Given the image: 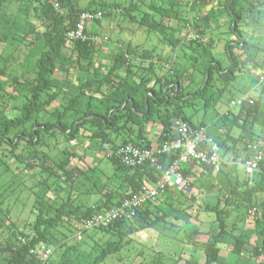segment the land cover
I'll use <instances>...</instances> for the list:
<instances>
[{
  "label": "rangeland",
  "instance_id": "obj_1",
  "mask_svg": "<svg viewBox=\"0 0 264 264\" xmlns=\"http://www.w3.org/2000/svg\"><path fill=\"white\" fill-rule=\"evenodd\" d=\"M42 1L45 0H15L0 5V19L5 20L0 25V36L5 28L13 26L8 41L0 42V69L5 67L7 75L0 76V80L5 83L4 91L0 92V123L5 118L19 115L17 108L22 107L29 100L30 89L35 85V62L44 47L43 34L49 27V20L41 17L36 11L39 2ZM46 1L53 4L56 2V0ZM71 1L81 8H86L88 5L92 8H104L106 13L101 23L89 24V27L95 28L101 41L96 45L90 58L88 72L79 69L76 63L75 45L66 41L56 60V72L53 76L55 85L50 91L57 94L56 99L46 107L48 110L46 115L41 114L37 117L39 120L43 117L53 118L52 113L55 110L63 111L69 104L70 97L79 93L77 88L84 79L105 77L115 64L114 55L120 52L132 51L131 62L139 73L137 79L143 74L150 75L151 83L157 79L162 81L183 79L184 92H190L192 93L190 97H195L194 93L201 88L204 80L202 74L204 58L198 56L196 63L190 58L193 53L191 40L196 39L199 30L204 32L200 36V42L209 47L214 57L221 61L222 69L233 65L225 49L228 41L232 40L236 43L246 40L251 43L246 52L240 47L233 48L236 56L245 52L244 59L250 58L249 61L238 63V69L233 70L237 76L233 81L224 80L223 76L219 75L220 69L215 67L208 91L195 98H189L184 104L178 105L172 102L168 107L163 106L156 112L157 115L168 114L172 119L177 115H183L194 125L206 126L210 136L221 145L224 143L221 147L224 160L222 171L207 174L199 172L197 176L199 179L195 178L194 181L190 179V182L194 183L193 187L190 185L189 188L183 189L186 191L185 194L179 189H174L161 196L152 211L165 212L167 214L165 222L160 226L135 233L130 237V244L120 248L117 253L109 255L102 264H149L150 262L185 264L186 261L201 264L205 257L204 246L221 230L216 212L208 210L207 206L208 204L214 206L217 198L220 199L222 207L227 209L228 214L226 233L220 240H224L232 247L235 238L244 234L247 241L245 245L247 252L243 258L229 251L231 254L229 260H220L222 263L217 264H258L251 253L256 246L262 244L263 236L260 235V231L264 228V222L257 223L256 216L248 213L256 199L251 196L252 202L247 203L248 195L242 193L237 199L235 193H232V186L235 183L239 182L241 189L245 182L246 175L239 160L249 154L244 141V136L247 135L242 133L241 127L233 125V118L238 109H231L230 103L249 95L256 101L263 102L261 111L264 108V81H260L264 76V20L256 22L253 18L258 14L247 13L239 23V32L235 33L229 30L231 16L222 6L221 0ZM244 1L248 2V0ZM133 7H136V10ZM160 8L165 15H162ZM260 10L264 11V6ZM63 11L66 10L62 9ZM145 14L150 17L151 23L157 25L155 29L141 23ZM170 57H175L172 68L166 65ZM150 63L154 65V70L148 72ZM115 75L122 77L124 72H115ZM205 76L207 78V74ZM14 79H17V82L13 81ZM15 93L18 94V98L12 99ZM86 93V98L81 101V108L85 109L91 102V107L100 111L98 104L101 95L94 91ZM171 94L176 93L172 91ZM47 98V95L43 96V99ZM227 112L229 117L225 116ZM75 117L73 111H70L65 121L71 123ZM245 117L243 114L239 124H242L246 131H253L256 135L253 137L263 138V118L258 117L257 121H254V115ZM162 128V124L158 121L148 124V129L152 133H157ZM220 130L224 131V134H220ZM225 137H229L226 142ZM128 138L123 134L115 143L121 145ZM77 139L69 144L62 133L55 136L46 134V152L50 151L53 161L60 162L65 150L76 151L77 155L85 156L84 160L79 157L71 158V167H77L75 171L77 176L73 182L64 181L57 176L49 179V189L43 199L42 208L50 214H54V207L66 202L69 196L75 199V207L85 208L100 201L103 188L107 187L118 192L123 186L121 179L125 170L105 157L111 145H100L99 142L92 141L88 134L83 135L82 129ZM229 146L234 147L232 151H228ZM7 149L3 146L2 150L7 154L0 165V224L3 225L0 228V244L14 241L17 234L31 232L29 222L33 219L32 211L36 207L41 209L34 194L39 181H43L39 168L36 166L35 169H28L23 164H17L16 158L10 156ZM37 162L38 160H35L34 163ZM220 181V185L217 186L216 183ZM227 196H232L228 203L225 202ZM241 199H245L246 202H240ZM190 204L192 206H189ZM152 217L154 219L155 215ZM166 222L169 226L174 224L175 227L165 228L163 225ZM182 225L184 228L180 227ZM81 229L82 223H71L66 218L58 229H53L52 233L58 240L50 244V248L54 251L52 264H94L95 258L106 248L107 242L114 241L109 234L92 229L85 232L83 240L78 242L76 236ZM194 229L200 233L188 237L189 231ZM183 230H188V233ZM189 238L191 244H195L197 248L187 258L188 250L192 249L188 243ZM159 241L162 244H159ZM179 254L181 256L178 261ZM6 257L3 246H0V264L5 263ZM221 257L223 258V255Z\"/></svg>",
  "mask_w": 264,
  "mask_h": 264
},
{
  "label": "trees",
  "instance_id": "obj_2",
  "mask_svg": "<svg viewBox=\"0 0 264 264\" xmlns=\"http://www.w3.org/2000/svg\"><path fill=\"white\" fill-rule=\"evenodd\" d=\"M9 1L12 2L15 0H0V5ZM221 4L231 16L229 25V30L231 32H239V23L244 19L247 13L258 14L257 17L253 18L256 22L264 20V11L260 10V8L264 6V0H248V2L244 0H221ZM56 5H58L57 8ZM62 9L66 11L62 12ZM133 9L136 10V7H133ZM160 10L162 15H165V12L162 11L161 8ZM36 11L40 13L41 17H46L49 20V27L43 34L42 40L44 47L41 49V54L35 62V85L30 89L31 96L29 100L22 107L17 108L20 112L19 115L13 118H5L0 123V165L2 164L4 156L7 154L2 150L3 146H5L8 148L7 152H9L10 156L16 158L17 164H23L28 169H35L36 166L39 168V174L42 176L43 181H39L36 186L37 190L34 194L36 195L38 205L41 206V209L36 207L34 208L35 210L32 211L33 219L29 222L31 232L17 234L15 235L14 241H7L4 244H0V246H3V253L7 255L4 264H39L38 258L30 254L31 250H36L41 244H46L50 247L53 241L58 240L57 237L53 235L52 231L53 229H58L65 218L71 223H83L85 219L89 218L94 213V208L97 210L116 208L125 198L139 192L146 182H154L159 175L155 170L146 167L136 169L127 168L119 159L113 157L108 158L107 155H105L114 165L125 170L123 178H126L130 191L117 195L116 192L105 187L100 193V201L85 208L83 206L75 207V199L69 196L66 202L54 207V214H50L42 208L43 199L49 189V179L57 176L64 181L73 182L77 176L75 174L77 167H71L72 159L74 157H79L81 160H84L85 156L77 155L76 151L70 152V150H65L63 152V159H61L60 162L53 161V157L49 153L50 151L46 152V134L55 136L62 133L65 135L68 143L71 144L72 141L78 140V135L82 129L83 135L88 134L92 141H97L100 145H111L108 147L109 150H114L127 144L140 147L145 145L147 148L157 149L166 140L165 135L173 132L174 120L176 118L183 119L192 124L191 121L183 115H177L173 119L170 118L168 114L157 115L156 112L160 111L161 107H168L172 102H176L178 105L184 104L189 98H195L198 95L204 94L211 86V80L213 78L212 71L215 67L220 69V71H218L219 75L223 76L224 80L233 81L237 77L233 70L238 69V63L250 60V58L244 59V55L251 43L246 40H243V42L237 41L235 43L231 40L228 41L225 49L233 65L226 69H222L221 61L214 57L209 47L200 42V36L203 35L204 32L199 30L197 35L198 38L191 40L193 53L190 55V58L194 63L198 61V56L204 58L205 63L202 72L204 80L201 88L194 93L195 97H190L192 93L184 92L183 79H174L173 81H162L157 79L154 83H151L149 74H143L137 79L139 73L134 63L131 62L132 51L127 50L114 55L115 64L110 68L105 77L84 79L77 88L79 93L70 97L69 104L63 111L55 110L52 113L53 118L46 119L43 117L39 120L37 117L41 114L46 115V113H48L46 107L55 101L57 96V94L50 93V91L55 85L53 76L56 72V60L60 50L67 41L66 34L76 28L81 13L95 11L106 13V11H104V8H92L91 5H88L86 8H81L71 0H56L54 4L45 0L39 2ZM4 21V19H0V25H2L1 23ZM100 23L101 21H96L93 22V25ZM141 23L152 29L157 27L155 23H151V19L147 14L142 17ZM12 27L13 26L5 28L3 31L4 33L0 36V42L8 41L11 36ZM94 29L93 27H89L86 33L88 37L97 35ZM241 44L242 46H240ZM74 45L75 51L77 52L76 63L79 65V69L88 72L90 58L97 44L88 39L86 41H77ZM235 46L240 47L245 52H241V54L236 56L233 53V48ZM174 63L175 57H170L166 65L172 68ZM151 70H154V65L152 63L149 65L148 72H151ZM119 71L124 72V76H116L115 72ZM206 74L207 78L205 76ZM0 76H7L5 67L0 69ZM13 81L17 82V79ZM170 86H172V88H170ZM4 89L5 83L0 80V92L4 91ZM90 91H94L101 95L100 103L98 104L100 111L93 109V107H91V102L88 103L85 109L81 108V101L86 98V92ZM172 91L176 94H171ZM45 95H47V99H43ZM17 98L18 94H13L12 99ZM252 99L255 101V104L253 106H245L238 109L237 114L234 115L233 118V125L241 127L242 133L247 135L246 137L244 136L245 146L248 142L264 140V131L262 132L263 138H260V136L255 138L253 137L255 135L253 131H246L243 125L239 124L243 114L246 117L254 115V121H257L258 117L263 118L264 121V108L261 111L263 102L256 101L254 97H252ZM70 111H73L76 117L71 123H67L65 118ZM155 115H157V118H155ZM225 116L229 117V112H227ZM153 121H158L163 126L161 133L158 135V140L155 143L150 140V136L153 133L148 129V124ZM248 132L253 135H250ZM123 134L129 137L128 140L121 145H116V139ZM226 140L224 141L226 142ZM218 144L221 149L224 143L221 145V143L218 142ZM176 158H178V154L171 153L170 156L161 157L160 160L163 164L167 165ZM35 160H38L36 164L34 163ZM199 170L204 174L213 172L207 166L192 164L186 166L183 173L184 176L189 179L193 175L196 176ZM260 171L261 173L257 174L260 176L259 185L262 187V190H264V161L260 165ZM249 183L250 180L247 177L244 184L247 186ZM193 185L194 183L192 182L191 186L193 187ZM254 189L246 191L245 195L249 197L247 203L250 201L252 202L250 197L256 192ZM181 192L183 194L186 193L183 189H181ZM232 193H235L237 199L242 195L236 188H233ZM231 197L232 196H227L225 202H230ZM244 200L241 199L239 201H242V203L246 202V200ZM254 202V205H251L253 207L251 210L254 208L257 209L255 219L257 223H260V221L264 222V202L262 204L257 203L256 200ZM189 206H192V204ZM207 206L209 207L208 210L211 209L212 212H216L221 230L215 238L208 241L204 246L205 257L201 264H216L219 260L221 250L220 238L226 233L227 229L228 214L227 209L222 207L219 198H217V202L214 206L209 204ZM152 208L153 206L147 205L132 221H117L109 227L97 228L109 234L114 241L107 242L106 248L95 258L94 264L104 263L109 255L117 253L120 248L130 244V237L140 230L152 228L157 225L160 226L161 223L165 222L167 214L165 212H153ZM152 215H155L154 219ZM2 226L3 225L0 224V228ZM163 226L165 228L175 227L174 224L169 226L167 222ZM180 227L184 228L183 225ZM184 232L188 233V230ZM199 233L197 229L191 230L189 231L188 237L191 238L192 235ZM260 235L263 236L262 244L256 246V248L252 250V257L258 264H264V228L260 231ZM190 238L189 241L187 240L188 242H191ZM22 239L25 240V243L22 242ZM246 242V236L244 234L237 236L234 240L232 253L241 256L245 249ZM50 264H52L51 261ZM149 264L152 263L150 262ZM185 264L196 263L186 261Z\"/></svg>",
  "mask_w": 264,
  "mask_h": 264
},
{
  "label": "built area",
  "instance_id": "obj_3",
  "mask_svg": "<svg viewBox=\"0 0 264 264\" xmlns=\"http://www.w3.org/2000/svg\"><path fill=\"white\" fill-rule=\"evenodd\" d=\"M104 16L105 12L102 11L81 13L76 28L66 34L67 41L75 43L90 39L98 44L101 41L99 36L88 37L86 33L89 24L101 21ZM260 80L264 81V76ZM254 104L252 97L246 95L231 101L230 107L240 109ZM165 137L166 140L157 149L147 148L145 145L140 147L127 144L107 152L108 158L119 159L127 168L146 167L155 170L159 175L154 182H146L139 192L125 198L118 207L101 210L94 208V213L82 223V229L76 236L78 242L83 240V234L89 230L109 227L117 221H132L144 207L154 206L158 199L169 190L189 188L191 182L183 173L188 165H204L214 173L222 171L224 160L220 146L209 135L205 126L192 125L183 119L176 118L173 132ZM246 150L249 156L240 160L239 163L251 182L255 175L261 173L260 165L264 161V140L248 142ZM171 153H177L178 158L167 165L163 164L160 158L170 156ZM256 212L257 209L254 208L249 214L255 215ZM22 242L25 243V240L22 239ZM30 254L38 258L39 264H50L54 251L46 244H41L36 250H31Z\"/></svg>",
  "mask_w": 264,
  "mask_h": 264
},
{
  "label": "crops",
  "instance_id": "obj_4",
  "mask_svg": "<svg viewBox=\"0 0 264 264\" xmlns=\"http://www.w3.org/2000/svg\"><path fill=\"white\" fill-rule=\"evenodd\" d=\"M254 91H255V89H254ZM161 131L162 130H160L159 132H157V133H153L151 136H150V140L151 141H153L154 143L155 142H157V140H158V135H159V133H161ZM219 133L220 134H224V131H222V130H220L219 131ZM250 134V133H249ZM251 135H253L252 133H251ZM217 143H218V141L213 137V136H211ZM226 139H229V138H226L225 137V140ZM233 148L234 147H231V146H229V148H228V151H232L233 150ZM246 157H248V156H245L244 158H242V159H240V160H243V159H245ZM239 160V161H240ZM201 170H199L198 171V173L200 172ZM244 173H245V171H244ZM245 175H246V173H245ZM198 176V174L196 175V176H192V177H190L189 178V180L191 179L192 181H194L195 180V178H197V179H199V177H197ZM122 181V183H123V186H121V189L120 190H118V192L116 193L117 195H121V194H124V193H127V192H129L130 191V189H129V187H128V184H127V181H126V178H122L121 179ZM245 181L247 180V175H246V178L244 179ZM259 182H260V176L259 175H255V177L253 178V180L247 185V187H246V185L245 184H243L242 185V188L240 189L239 188V182L238 183H235L233 186H232V189L233 188H236L237 189V191L238 192H240V193H244V192H246V191H250V190H252V189H254V190H256V192L255 193H253V197H255V199H256V201H257V203H259V204H262L263 202H264V190H262V187L259 185ZM220 183H221V181L220 182H217L216 183V185L217 186H219L220 185ZM244 183V182H243ZM122 185V184H121ZM120 186V185H119ZM245 194V193H244ZM252 229V228H251ZM162 244V242H160L159 241V244ZM191 246H192V249L191 250H188V256H187V258L191 255V253L194 251V250H196V246H195V244H191V242H188ZM144 244V243H143ZM220 245L223 247H221L220 246V248H221V250H220V254H219V260H218V262L219 263H222V262H220V260H222V261H225L226 259H228L229 260V258L231 257V254L229 253V251H233V248H234V245L231 247V245L229 244V243H226L224 240H221V243H220ZM144 246H146L145 244H144ZM228 249V250H227ZM159 252V251H158ZM247 251H245V249H244V251H243V254L240 256V257H244V254L246 253ZM181 254H183V251L181 252ZM181 254H179L178 255V261L180 260V256H181ZM223 255V258L221 257ZM251 255H252V253H251ZM181 262V261H180ZM217 262V263H218ZM216 263V264H217Z\"/></svg>",
  "mask_w": 264,
  "mask_h": 264
}]
</instances>
